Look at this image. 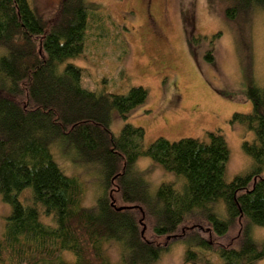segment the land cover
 I'll return each mask as SVG.
<instances>
[{
	"label": "trees",
	"instance_id": "16d2710c",
	"mask_svg": "<svg viewBox=\"0 0 264 264\" xmlns=\"http://www.w3.org/2000/svg\"><path fill=\"white\" fill-rule=\"evenodd\" d=\"M222 7L234 24L238 13L264 8V0H229ZM94 15L87 0H0V198L11 207L0 237V264H154L168 245L143 235L133 207L145 214L154 236L184 230L186 263L263 259L264 241L252 231L264 227V86L249 78L245 96L251 111L232 115L231 122L252 131L253 138L242 143L249 168L230 181V151L218 131L207 132L205 140L160 136L148 145L140 126L125 124L114 135L113 114L126 118L147 102L149 91L82 86V68L68 60L85 50ZM234 29L246 38L242 25ZM206 58L212 60L210 51ZM56 143L72 164L98 171L101 193L92 206L83 204L84 181L55 161ZM141 156L185 181H165L152 192L135 168ZM113 186L123 206L113 201ZM25 190L27 201L21 198ZM188 220L196 222L191 230ZM112 241L120 245L117 262L105 250Z\"/></svg>",
	"mask_w": 264,
	"mask_h": 264
},
{
	"label": "rangeland",
	"instance_id": "374dc122",
	"mask_svg": "<svg viewBox=\"0 0 264 264\" xmlns=\"http://www.w3.org/2000/svg\"><path fill=\"white\" fill-rule=\"evenodd\" d=\"M219 1L229 3V0H87L91 13L96 14L86 33L85 50L68 62L82 68L81 84L89 90L127 93L132 86L148 89L147 102L126 118L113 114L110 131L114 135L125 124L140 126L148 145L160 136L170 141L183 137L205 140L207 132H220L230 151L225 173L230 181L236 174L247 171L251 163L242 143L252 140L253 132L231 122V118L234 113L251 111V102L245 96L249 78L264 86V8L238 13L233 24L224 16ZM240 25L246 35L243 40L234 29L235 26L240 30ZM216 33L219 36L213 38ZM209 51L212 60L206 58ZM122 69L127 72L126 77L120 76ZM14 98L20 103L24 101L22 96ZM61 148L59 143L51 146L55 161L65 174L77 175L84 181L83 204L92 206L101 193L98 171L85 164H72ZM66 151L73 154L70 149ZM135 168L144 175L152 192L162 182L180 185L185 181L146 156L138 158ZM113 188V201L123 206L114 194L116 187ZM28 197V190L23 191L21 198L27 201ZM133 208L143 226V235L168 245L154 264H192L184 261L183 229L171 236H154L145 214ZM10 210V204L0 198V237ZM185 224L190 230L196 226L193 220ZM252 235L264 241V227L254 226ZM105 250L110 261L120 259L117 242H108ZM255 264H264V258Z\"/></svg>",
	"mask_w": 264,
	"mask_h": 264
},
{
	"label": "water",
	"instance_id": "95a60500",
	"mask_svg": "<svg viewBox=\"0 0 264 264\" xmlns=\"http://www.w3.org/2000/svg\"><path fill=\"white\" fill-rule=\"evenodd\" d=\"M123 208V207H122Z\"/></svg>",
	"mask_w": 264,
	"mask_h": 264
}]
</instances>
